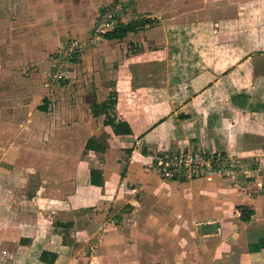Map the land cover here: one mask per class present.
Instances as JSON below:
<instances>
[{
    "label": "crops",
    "instance_id": "1",
    "mask_svg": "<svg viewBox=\"0 0 264 264\" xmlns=\"http://www.w3.org/2000/svg\"><path fill=\"white\" fill-rule=\"evenodd\" d=\"M195 1L202 6H151L142 31L123 39L91 42L82 17L86 117L56 123L44 98L30 135L0 144V264H264V0ZM53 3L33 44L79 38ZM147 3L130 1V18ZM111 99L108 114L130 135L94 115ZM44 119L59 126L48 139ZM90 139L104 150L88 151ZM181 150L221 156L227 173L162 180L155 154Z\"/></svg>",
    "mask_w": 264,
    "mask_h": 264
},
{
    "label": "rangeland",
    "instance_id": "2",
    "mask_svg": "<svg viewBox=\"0 0 264 264\" xmlns=\"http://www.w3.org/2000/svg\"><path fill=\"white\" fill-rule=\"evenodd\" d=\"M95 1L98 0H54V6L58 7L55 10L58 11L60 17L64 16L72 29L77 30L75 36L79 35V38L71 37L59 42V45L49 47L45 43L37 45L32 42L35 41L33 38L38 23L45 16L44 9L50 5V0H0V101L2 105H6L0 108V115L9 119L10 122L13 119L16 121L22 119L23 122L20 124L21 127L8 126L0 119V135H3L0 137V144L10 145L11 142L14 143L15 135L17 136L20 132H23L22 135L24 136L25 134L30 135L31 127L30 125L27 126L29 124L27 121L36 108L43 104L44 98H49L51 101L48 105V113L49 116L55 118L56 123H59L61 118L65 119L66 116L69 117L70 121H82V115L84 118L86 117L84 116L85 112H82V83L85 84L82 82V17H90L91 19L83 27L88 34L84 38L95 42L104 39L106 34L118 28L130 26V24L135 29L134 32H141L145 25L144 22H147L144 15L148 16L153 12L158 13L160 9L165 8L164 2L169 4L173 0H163L160 6L156 5L159 0H150L147 7L136 12L138 17L133 19L127 13L129 3L132 0ZM178 4L187 5L188 10L192 4L202 6V2L195 0H179ZM89 9L92 10V14L82 15V12ZM107 12L110 13L111 18L109 15L105 17ZM130 19L131 23H123V21L128 22ZM161 19L162 22L167 20L165 16ZM148 21L153 22L154 20L148 19ZM155 21L157 22V19ZM98 27H100L101 32L96 36ZM20 36L26 38L22 44L17 40L21 38ZM133 49L139 50L138 47ZM124 55H129V51ZM55 89H57L56 92ZM21 106L22 108L19 110L18 107ZM48 113L43 118H48ZM43 123L45 126L43 128L44 135L41 134V136L48 139L54 131L52 128L58 129L59 126L49 125L46 119L43 120ZM67 133L71 135L72 147L77 144V147L80 148L82 136H79V133L73 129ZM59 140V134H56L55 144H59ZM181 151H172L171 154L181 153ZM164 154L165 152L156 153L155 160L164 157ZM171 154L167 153V155ZM221 168L223 170L219 174L223 176L224 173H227V168L225 164ZM155 172L162 180H168L156 169ZM186 180L191 179L182 178L171 181Z\"/></svg>",
    "mask_w": 264,
    "mask_h": 264
},
{
    "label": "built area",
    "instance_id": "3",
    "mask_svg": "<svg viewBox=\"0 0 264 264\" xmlns=\"http://www.w3.org/2000/svg\"><path fill=\"white\" fill-rule=\"evenodd\" d=\"M105 15V17L108 15L110 18L112 17L109 12ZM99 28L96 30V36L101 32ZM221 158V156L208 153L199 154L184 150L181 153L166 154L164 157L158 158L155 169L168 180L200 179L213 173H221L223 170Z\"/></svg>",
    "mask_w": 264,
    "mask_h": 264
},
{
    "label": "trees",
    "instance_id": "4",
    "mask_svg": "<svg viewBox=\"0 0 264 264\" xmlns=\"http://www.w3.org/2000/svg\"><path fill=\"white\" fill-rule=\"evenodd\" d=\"M133 26L130 24V26H125L122 27L121 29L118 28L115 31L108 33L105 35V38L108 40L112 39H123L129 32H134ZM116 105V100L111 99L109 101H106L102 104H94L93 105V112L95 116H98L99 114H105L106 115V121L105 125L111 126L114 134L117 136L120 135H130L132 133V130L128 123L126 122H116L115 119H113L109 114V110H113L114 106ZM86 149L88 151H102L104 150L102 145H98L95 139H90L87 142ZM103 183V178H102V173L97 170H92L91 171V184L95 186H102ZM242 219L244 221H248L252 215V211H246V209H242ZM245 212H247L246 216L244 215ZM42 260L45 261L44 257L42 256Z\"/></svg>",
    "mask_w": 264,
    "mask_h": 264
}]
</instances>
